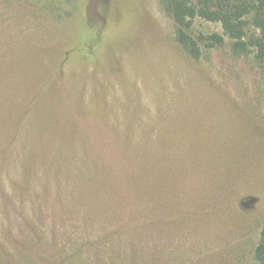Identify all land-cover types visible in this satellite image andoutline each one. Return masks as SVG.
Instances as JSON below:
<instances>
[{"label":"rangeland","instance_id":"374dc122","mask_svg":"<svg viewBox=\"0 0 264 264\" xmlns=\"http://www.w3.org/2000/svg\"><path fill=\"white\" fill-rule=\"evenodd\" d=\"M87 1L109 36L83 58L74 2L0 0V264H254V54L197 60L159 0Z\"/></svg>","mask_w":264,"mask_h":264},{"label":"trees","instance_id":"16d2710c","mask_svg":"<svg viewBox=\"0 0 264 264\" xmlns=\"http://www.w3.org/2000/svg\"><path fill=\"white\" fill-rule=\"evenodd\" d=\"M70 1L74 2L79 23L87 34V45L81 55L88 58L105 41L108 42L109 35L105 36L104 33L109 28V22L105 20V23L103 18L97 20L92 8H88L87 0ZM159 4L174 21L176 41L190 57L199 60L203 48L221 46L228 38L232 42L233 53L237 56L253 53L257 66L264 74V0H159ZM198 19L220 24L223 33H201L195 37L191 30ZM253 261L254 264H264V225L253 253Z\"/></svg>","mask_w":264,"mask_h":264}]
</instances>
